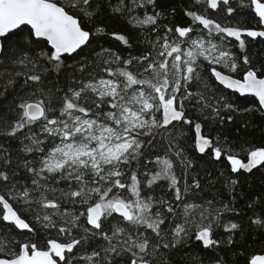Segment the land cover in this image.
I'll return each instance as SVG.
<instances>
[{"label":"snow or ice","instance_id":"6c2138e0","mask_svg":"<svg viewBox=\"0 0 264 264\" xmlns=\"http://www.w3.org/2000/svg\"><path fill=\"white\" fill-rule=\"evenodd\" d=\"M182 14L161 0H0V264H152L161 249L264 234V192L240 181L264 168V146L223 131L264 116V64L248 51L264 41V0Z\"/></svg>","mask_w":264,"mask_h":264},{"label":"trees","instance_id":"16d2710c","mask_svg":"<svg viewBox=\"0 0 264 264\" xmlns=\"http://www.w3.org/2000/svg\"><path fill=\"white\" fill-rule=\"evenodd\" d=\"M171 2L177 8L178 16L176 19H183L184 23H190L187 17H183L182 10H187L192 7L193 0H161V3ZM199 11H204L200 6H197ZM214 18L221 19L220 14L214 15ZM253 26L250 16H245L241 20V25ZM127 27V26H125ZM153 35H155L153 33ZM100 45L105 47H111L113 51H118L121 47L120 43L114 39V37H103L99 41ZM97 47V45H93ZM139 47H143L141 43ZM248 51L251 56L252 63L259 67L264 64V41L257 38L249 44ZM242 71V68H241ZM3 80H0V84ZM20 83L18 82L17 88ZM222 87V86H221ZM225 94L231 95V99L241 108L253 107L258 104L257 100L252 97L240 96L239 94H232L231 91L226 90ZM6 118V117H5ZM247 124V128H242V125ZM223 131L231 138L232 143L243 144L245 148L252 145L264 146V116L259 113H242L237 115L232 124L227 125ZM192 133H189L187 141V147L191 156H198L197 153L192 151ZM238 150V149H237ZM243 155V153H242ZM198 167L204 169L209 167L208 163L204 159L199 160ZM218 171H226V168L217 165ZM227 174V173H226ZM243 191L251 195L252 193L264 192V168L259 170H253L252 174H244L240 177ZM220 185L217 184V189ZM215 190L213 195H215ZM243 204V201H241ZM15 232V229H13ZM101 244L106 242L101 241ZM237 252H243L244 257L252 254H264V234H256L254 232L247 233L242 239L241 244L231 249L221 248L215 251L206 250L201 245L195 242H190L188 245L182 248H176L171 250L161 249L156 253L153 258L152 264H214V261L223 256L229 264H245V260L236 255ZM120 264H130V257L128 255L119 257Z\"/></svg>","mask_w":264,"mask_h":264},{"label":"water","instance_id":"95a60500","mask_svg":"<svg viewBox=\"0 0 264 264\" xmlns=\"http://www.w3.org/2000/svg\"><path fill=\"white\" fill-rule=\"evenodd\" d=\"M228 91H231V90H228ZM247 97H250V96H247ZM252 98H254V97H252ZM255 100H256V98H254ZM258 102V101H257Z\"/></svg>","mask_w":264,"mask_h":264}]
</instances>
